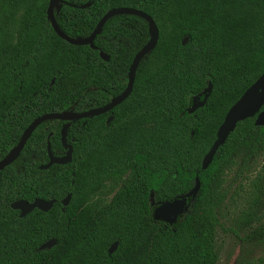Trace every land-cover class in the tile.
<instances>
[{
  "label": "trees",
  "instance_id": "1",
  "mask_svg": "<svg viewBox=\"0 0 264 264\" xmlns=\"http://www.w3.org/2000/svg\"><path fill=\"white\" fill-rule=\"evenodd\" d=\"M47 1L0 0V160L36 116L81 112L119 94L150 35L146 20L122 13L103 22L94 48L72 45L51 29ZM57 4L56 24L72 38L86 37L109 8L132 7L150 16L157 40L139 60L125 99L98 115L40 122L0 170V264H215L223 175L238 153V170L252 173V204L264 201V124L254 125V116L236 122L200 168L226 110L264 72V0ZM208 82L203 105L187 113ZM64 122L70 160L40 168L47 144L52 155L64 153ZM195 176L186 211L173 224L153 220L150 201L184 195ZM18 199L51 206L19 217L10 208ZM255 232L264 244V222ZM50 238L53 245L39 248Z\"/></svg>",
  "mask_w": 264,
  "mask_h": 264
},
{
  "label": "water",
  "instance_id": "2",
  "mask_svg": "<svg viewBox=\"0 0 264 264\" xmlns=\"http://www.w3.org/2000/svg\"><path fill=\"white\" fill-rule=\"evenodd\" d=\"M58 0H48L46 9H45V16L49 22V25L53 32L62 40L66 41L72 45H85L88 44L90 47L94 48L93 45V38L98 33L100 27L102 26L103 22L110 16L115 14H134L140 16L144 20L147 21L149 25V38L147 41L133 54L131 61L128 65L127 69V80L124 89L117 94L116 96L112 97L108 102L105 104L90 108L81 112H75L73 110H63L60 112H47L40 114L33 118L27 126L24 128L21 136L19 137L18 141L16 142L15 146L8 152L0 160V170L9 165L13 162L20 150L22 149L26 139L32 132L33 128L39 124L40 122L47 120V119H61V120H75L80 119L88 116L98 115L110 110L112 107L117 105L123 99L127 97L129 94L136 66L141 59V57L151 49L157 40V30L156 27L147 14L132 7H112L106 10L102 16L97 20L94 27L90 31V33L83 38H72L66 35L56 24L53 15V8L57 4ZM186 37L182 38L181 43H184ZM100 58L103 60L107 59V55L102 51L98 52ZM210 91V83L208 82L206 88L202 90V92L198 95L192 96L189 105L186 108V112L190 113L195 108L200 107L203 105L205 98L207 97ZM264 104V72L259 75L256 80L246 88L242 94L234 101V103L226 110L221 123L218 125L215 131V138L212 141L211 145L209 146L208 150L201 158L200 168L204 169L211 161L213 154L215 153L218 146H220L227 135L233 130L236 122L243 120L246 117L254 116L253 124L254 125H263L264 124V109H260V107ZM68 122H64L59 130V139L62 148L65 149L64 153L59 156L52 155L49 149V145L47 144V161L45 164L40 165V168H47L51 164H64L70 160V152L71 149L66 143L65 134L66 129L68 127ZM199 181L197 177H194V184L190 190H188L184 195H177L170 199L163 200L158 202L155 207L152 209L151 216L153 220H159L167 224H173L177 217L184 213L187 209L188 200L193 198L197 188H198ZM68 201V196H65L61 200V204L65 205ZM149 205H152V201H150ZM51 206V201H43L41 199H35L31 202H27L22 199L14 200L10 203V208L18 210V216L22 217L26 213H28L33 208H37L39 210L45 211ZM55 243V240L50 238L44 243H42L39 248H47L50 247ZM115 242L108 248V252L115 247Z\"/></svg>",
  "mask_w": 264,
  "mask_h": 264
},
{
  "label": "rangeland",
  "instance_id": "3",
  "mask_svg": "<svg viewBox=\"0 0 264 264\" xmlns=\"http://www.w3.org/2000/svg\"><path fill=\"white\" fill-rule=\"evenodd\" d=\"M240 158V153L235 155V164L223 175V187L227 192L217 208L215 264H264V244L255 232L264 222V201L262 205L252 204L247 184L252 173L238 170Z\"/></svg>",
  "mask_w": 264,
  "mask_h": 264
},
{
  "label": "flooded vegetation",
  "instance_id": "4",
  "mask_svg": "<svg viewBox=\"0 0 264 264\" xmlns=\"http://www.w3.org/2000/svg\"><path fill=\"white\" fill-rule=\"evenodd\" d=\"M61 155V154H60ZM59 156V155H58ZM156 203H153L152 205H150V211L152 212V209L155 207Z\"/></svg>",
  "mask_w": 264,
  "mask_h": 264
}]
</instances>
